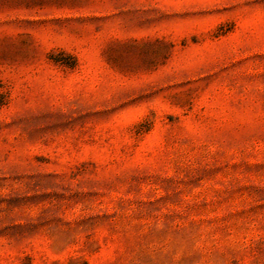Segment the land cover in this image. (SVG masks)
I'll return each instance as SVG.
<instances>
[{"label":"rangeland","instance_id":"1","mask_svg":"<svg viewBox=\"0 0 264 264\" xmlns=\"http://www.w3.org/2000/svg\"><path fill=\"white\" fill-rule=\"evenodd\" d=\"M0 264H264V0H0Z\"/></svg>","mask_w":264,"mask_h":264}]
</instances>
